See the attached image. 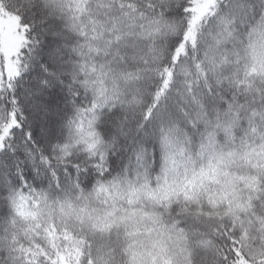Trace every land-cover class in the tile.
Listing matches in <instances>:
<instances>
[{"label": "snow or ice", "instance_id": "obj_1", "mask_svg": "<svg viewBox=\"0 0 264 264\" xmlns=\"http://www.w3.org/2000/svg\"><path fill=\"white\" fill-rule=\"evenodd\" d=\"M0 264H264V0H0Z\"/></svg>", "mask_w": 264, "mask_h": 264}]
</instances>
